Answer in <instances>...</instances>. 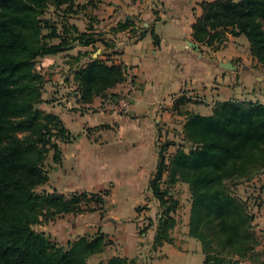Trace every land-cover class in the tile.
<instances>
[{
	"label": "trees",
	"instance_id": "obj_1",
	"mask_svg": "<svg viewBox=\"0 0 264 264\" xmlns=\"http://www.w3.org/2000/svg\"><path fill=\"white\" fill-rule=\"evenodd\" d=\"M51 6L55 12L64 9L68 16L79 4L77 0H0V264H90L92 256L111 244L106 235L97 233L65 247L34 230L69 214L102 211L111 194L110 190L70 195L38 192L49 182L52 168L63 164L61 144L72 143L76 136L59 115L41 108L46 103L47 79L37 71V62L72 48L75 42L83 47L109 46L100 33H80L67 22L59 29L43 17ZM201 7L203 14L193 25L197 43L216 51L229 35H244L251 56L264 69V0L204 1ZM54 39L60 43L52 44ZM126 70L124 65L91 57L74 72L80 100L92 103L106 98L110 89L126 81ZM88 131L91 137L92 130ZM183 135L188 151L179 145L169 163L164 155L168 147L160 152L157 173L150 181L155 197L162 207L167 205L169 191L161 189L165 173L170 185H189L190 236L201 242L205 264L246 260L264 264L255 217L233 192L241 178L252 179V173L264 170V104L228 100L216 103L211 115L189 112ZM50 157L53 164L47 163ZM91 204L99 207L89 208ZM176 208L177 203L168 206L161 216L156 243L170 240L168 230L175 220L168 215ZM107 264L136 261L115 256Z\"/></svg>",
	"mask_w": 264,
	"mask_h": 264
},
{
	"label": "crops",
	"instance_id": "obj_2",
	"mask_svg": "<svg viewBox=\"0 0 264 264\" xmlns=\"http://www.w3.org/2000/svg\"><path fill=\"white\" fill-rule=\"evenodd\" d=\"M204 1L216 0H96L95 4L102 6V22L97 25L98 21L91 23L83 19L73 24L80 33L103 31V37H112L115 41L113 46L104 44L99 47L97 43L96 46L84 47L85 52L92 50V47L97 48L91 54L93 58L99 55L100 60L109 61L110 65L127 67L126 81L110 89V94L123 95L130 85L137 87L128 114L119 113L109 104H103L101 109L93 113L89 108L99 105L96 98L92 103H82L78 92L74 94V106L71 105L72 101L68 106L64 81L56 96L61 102L64 101L63 105H41L43 110L59 115L76 136L72 143L61 144L64 160L62 165L54 169L57 177L53 188L65 194L111 191L106 208L116 213L114 219L102 223L98 213L75 218L79 222L85 218L90 220L91 227H97L93 233L116 227L122 231L132 229L141 220L136 219L137 209L146 205L147 198L151 197L150 181L157 173L160 145L172 134H179V131L183 133L187 116L176 108L182 107L180 104L184 102L186 92L198 90L207 97L208 94L216 92L219 95L231 89L232 85L227 88L219 82L222 75L233 70L222 68V62L231 63L235 71L240 69L244 74L252 72L259 75L260 79L264 78L261 72L264 69L260 68L257 61L251 55L241 54L234 44L238 40L245 41L244 35L231 38L230 43L217 46L216 51L193 39V25L203 14L201 3ZM94 13H97L96 8ZM73 17L77 18L78 15ZM79 23L85 24V29ZM126 23H129L126 29H119L120 25ZM190 43L197 44V47H192ZM230 45L233 48L226 53ZM246 49L250 53L249 42ZM88 62L84 61L82 65ZM232 80L237 79L232 76ZM73 83L77 90L75 79ZM230 99L227 97L225 100ZM237 100L249 102L247 97ZM177 103H180L178 107ZM68 109L74 110L70 113ZM88 130H92L91 134L93 132L96 136L89 137ZM172 147L169 145L168 149ZM44 190L52 192L47 188ZM259 212L262 217L255 216V219L258 223H264V203ZM79 224L72 222L68 233L60 230L56 233L57 238H65L68 243L73 241V234L80 229L87 230ZM92 229L87 232L92 234ZM124 239V254L120 253L119 256L130 259L135 252L136 239L131 235L124 236Z\"/></svg>",
	"mask_w": 264,
	"mask_h": 264
},
{
	"label": "rangeland",
	"instance_id": "obj_3",
	"mask_svg": "<svg viewBox=\"0 0 264 264\" xmlns=\"http://www.w3.org/2000/svg\"><path fill=\"white\" fill-rule=\"evenodd\" d=\"M95 1L96 0H77V4H79V7L75 8L76 11L74 14H68V16H66L64 9H62L60 12H55V7L51 6L43 17L57 24L59 29H62L63 22H67L71 27L73 24H75L74 22H77L76 20L80 21L83 19L90 20L91 23H93L94 20L98 21L97 25H99L102 22L100 18L103 16V12L102 6L96 5ZM95 8L97 10L96 14L94 13ZM73 15H78V17L74 18ZM79 25L82 29H85V24L79 23ZM99 29H101V27H99ZM102 34L105 33L101 31L100 35ZM242 37L245 41H234V44L238 46L241 54H244V56H250L251 54L246 49L248 40L245 36ZM231 38H234V36L229 35L228 40L224 44L230 43ZM105 39L110 46H113V44H115V41L112 37L106 36ZM245 42L247 44H245ZM51 43L59 44L60 40L54 39L51 41ZM101 45L104 44L98 43L99 47ZM92 48V50L90 49V51L85 52V48L80 47L78 43L75 42L73 43L72 48L69 47L67 51H64L56 56H46L38 60L37 71L42 73L47 79L44 93V97L47 98L46 103L63 105L64 101L61 102V99L56 96L59 93L60 84H62L61 82L64 81L63 84L67 89L64 95L67 98V103L69 104L68 106H70L71 104L70 101H72L71 105L74 106V94L78 92V89L76 90L75 85H73L74 72L80 65H82L84 61H89L92 56L91 54H94V52L97 50L96 47ZM232 48V45L228 46L225 52H230ZM86 56L88 58H86ZM96 58L100 59V56L98 55ZM239 60L241 59H238L237 61ZM261 72H263L264 74V70H262ZM232 76H235L237 80L233 81ZM219 82L223 87L231 88L228 86L232 85V88L228 89L229 91H224L219 95L216 94V92H214V94H208L207 97L198 90H190L186 92V95H184V102L180 104L182 105V107H178L177 105L178 108L176 109L180 112H183L186 116L189 112L199 113L201 115H211L216 103L227 101L225 100L227 97L231 98L230 100L243 98L246 99L247 97L249 99V102L255 101L264 104V78L260 79V76L256 73L249 72L247 74H244V72L240 69L238 71L231 70V72H229L228 74L222 75ZM131 86L133 85H130V87ZM120 96L121 95H118V97L113 98V96H111V94L109 93L106 98H96L95 101H97L99 105H97L96 108L91 107L89 109H92L93 113H96L98 111V108H102L103 104L114 106ZM175 106L176 104L174 105V107ZM209 106H212L213 109L208 108ZM81 108L86 109L87 107L84 108L81 106ZM73 110L74 109H68L67 111L71 113ZM109 134L110 136H112V132H110ZM91 135L92 138L96 136L93 132ZM183 138L184 135L180 131L179 134L174 133L171 136L165 138V141L162 143V145H160L159 153L161 152L162 148H164V146L168 147L169 145H173L171 149H167L164 153L165 162L169 163L170 156L176 152L179 145H183L187 151L189 150L190 146L185 143ZM47 163L53 164L52 157L47 160ZM56 166L60 165H55L52 168L50 172L49 182L45 186L39 188L38 192L44 190V188H47L49 190H52V192L57 191L58 193H61L57 189L53 188L55 184L54 181L57 177L56 172H54ZM251 175H253L252 179L243 177L240 179V181H237V186L233 187V192L238 199L244 201L247 204L249 212L254 217L258 216L257 218H259V215H261L262 217V214L259 212V210L263 207L264 203L262 201V192L264 191V170L256 171ZM168 176V173H165L163 181L161 182V189L163 191H169V196L167 197V205L165 207H162L160 201L155 197L154 191L150 188L151 197L147 198L148 203L139 207L140 211H138V217H136V219L141 218V220L137 223V227H131L132 229L124 231H122L123 229H118L119 227L111 230L108 229L109 231H99L98 233L106 235L107 240H109L111 244L107 246L105 252L92 256L89 260L90 264H98L100 262L107 264L111 258L119 256L120 253L124 254L123 252L125 250V244L123 243H125L124 240L126 239H124V236L126 235L127 237H130L131 235L132 238L136 239L134 245L135 252L132 254L133 257L130 258V260L134 259L136 261V264H205L206 255L204 253L201 242L190 236L189 223L192 205V194L190 191V187L188 184L183 182H179L174 186L170 185L168 183ZM70 194L71 193L68 192L65 195ZM174 203H177V208L175 211H171L168 216L175 220V226L172 229L168 230V236L170 240L164 241L163 244L160 245L156 243V233L159 226V220L166 208L168 206H173ZM84 207L86 208V210L88 209L86 205ZM97 207L99 206H97L96 204H91L89 206V208L93 209H96ZM90 213H98L101 217L99 221H101L102 223L110 219H114V215L116 214L115 212L113 213L112 210L111 212H109L106 207L102 211L96 209V211L94 212L86 211L85 213L78 215L69 214L68 218L66 215L62 218H57L48 223H42L41 225L35 226L34 230L38 232H45L52 242L67 247L70 242L68 243L65 238H57L58 234L56 233H58L60 230H62V232L68 233L69 229H71L72 222L80 223L79 225L86 227L87 230L93 228L91 231L92 234L88 233L86 229L82 230L79 228L80 230L72 236V238H74L73 241L85 235L93 236L97 234L93 233L95 232L94 228H97L95 226L96 223L93 224V226L95 227H91V221L87 220L86 218L80 222L79 220H75V218H79V215H86ZM119 222L120 221H118V223ZM254 226L255 233L259 236L262 244L258 247V250L260 253H263V255L261 256V260L264 261V223L263 221L258 223V221L254 218ZM253 262L254 261L246 260L243 261L242 264H253Z\"/></svg>",
	"mask_w": 264,
	"mask_h": 264
},
{
	"label": "built area",
	"instance_id": "obj_4",
	"mask_svg": "<svg viewBox=\"0 0 264 264\" xmlns=\"http://www.w3.org/2000/svg\"><path fill=\"white\" fill-rule=\"evenodd\" d=\"M136 90L137 88L133 85L126 94L121 95L114 104L115 110L121 114H128L131 108L133 94Z\"/></svg>",
	"mask_w": 264,
	"mask_h": 264
},
{
	"label": "water",
	"instance_id": "obj_5",
	"mask_svg": "<svg viewBox=\"0 0 264 264\" xmlns=\"http://www.w3.org/2000/svg\"><path fill=\"white\" fill-rule=\"evenodd\" d=\"M75 45H77V44H75ZM190 45L192 46V47H197V44H194V43H190ZM100 53V51H98V54ZM221 66H222V68H224V69H226V70H231V69H235V67L231 64V63H224V62H222L221 63Z\"/></svg>",
	"mask_w": 264,
	"mask_h": 264
}]
</instances>
